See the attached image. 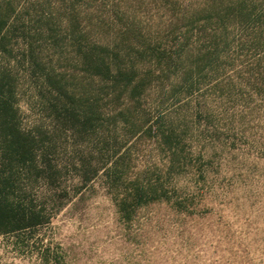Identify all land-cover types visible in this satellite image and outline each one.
Segmentation results:
<instances>
[{
    "label": "rangeland",
    "instance_id": "374dc122",
    "mask_svg": "<svg viewBox=\"0 0 264 264\" xmlns=\"http://www.w3.org/2000/svg\"><path fill=\"white\" fill-rule=\"evenodd\" d=\"M12 3L11 54L0 50V69L15 78L19 126L53 146L68 195L19 174V185L38 205L55 208L51 195L62 204L49 223L0 234V264H264V0ZM230 3L251 8L252 17L224 25L191 21L200 9ZM71 4L85 44L129 52L123 66L153 69L135 114L143 128L159 121L173 129L175 154L152 131L112 125L109 116L119 107L95 76L88 79L100 92V114L86 132L65 128L49 113L42 74L31 67L28 51L59 70L79 65L66 33ZM139 32L145 41L134 35ZM146 44L166 48L169 70L142 51ZM185 70L189 82L181 79ZM116 162L126 171L114 178L108 168ZM84 164L97 170L86 182ZM135 178L145 184L159 178L166 193L128 200L124 211Z\"/></svg>",
    "mask_w": 264,
    "mask_h": 264
},
{
    "label": "trees",
    "instance_id": "16d2710c",
    "mask_svg": "<svg viewBox=\"0 0 264 264\" xmlns=\"http://www.w3.org/2000/svg\"><path fill=\"white\" fill-rule=\"evenodd\" d=\"M13 8L12 0H4L0 6V50L11 54L6 46L8 39V19ZM202 11V12H201ZM66 33L68 34L74 51L78 56L79 65L73 70L56 69L53 65H41L30 49L29 63L33 70L42 74L46 92V108L54 119L65 128L79 133L86 132L95 124L100 114V92L91 89L88 78L95 76L104 81L103 91L110 95L109 100L115 104L116 109L109 121L116 126L121 121L124 127L133 130L152 131L155 138L168 147L175 154L176 133L173 129L164 128L163 123L156 126L143 124L135 114L136 103L150 84L155 75L153 69L140 71L133 66H123L125 59L115 48L97 43H84V34L79 29L78 13L74 5H70L67 12ZM252 17V9L242 4H212L205 10L194 13L191 21L213 19V23L224 25L227 20L237 19L243 21ZM139 39L145 41L139 32ZM136 36V37H137ZM165 72L172 65L171 55L165 47L146 44L144 50ZM211 51L206 52L209 57ZM199 69V64H196ZM197 66H195L197 68ZM191 70H185L181 76L183 81L189 82ZM122 104V105H121ZM121 105V106H118ZM15 97V78L3 69H0V234L30 230L50 222L53 211L57 210L62 202H56L51 195L53 207L46 208L38 205L23 186L19 185V174L25 175L28 180L41 178L48 186H57V196H66L68 192L62 186L65 179L63 168L51 159L53 146L43 142L37 134L23 130L19 126ZM39 154V155H37ZM36 156L40 157L36 164ZM83 180L86 182L97 170L88 165H82ZM110 176L121 177L125 174L126 165L117 162L108 168ZM33 177V178H32ZM162 182L156 184L142 183L135 178L125 191V200L122 209L127 210L128 203L145 202L149 199L165 195ZM57 199V198H56Z\"/></svg>",
    "mask_w": 264,
    "mask_h": 264
}]
</instances>
